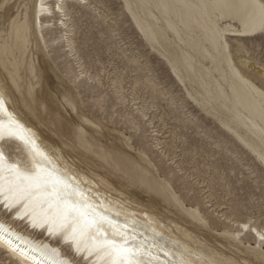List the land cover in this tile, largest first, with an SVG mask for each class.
I'll use <instances>...</instances> for the list:
<instances>
[{"label": "bare ground", "instance_id": "6f19581e", "mask_svg": "<svg viewBox=\"0 0 264 264\" xmlns=\"http://www.w3.org/2000/svg\"><path fill=\"white\" fill-rule=\"evenodd\" d=\"M80 1L54 0L52 6V0H43L47 11H41V0H31V6L25 4L26 13L20 18L11 15V6L2 13L7 0H0V24H3L1 17L11 16L6 26L0 25V97L4 100L0 120L6 125L10 118L18 121L23 134L34 141L33 147L15 137L0 140L6 163L30 167L35 156L42 166L49 167L44 160L46 156L59 175L74 177L79 182L89 202L100 206L97 210L106 209V214H111L119 224L135 226L141 239L146 237L150 242L155 241L158 248L163 249L153 250V255L159 257L156 264L162 261L168 264H180L181 261L184 264H264V241L260 239L264 228L243 221L239 231L217 230L215 233L227 241V244L221 243L224 250L236 252L235 256L205 253L197 248L204 241L186 226L172 218L167 224L155 214L152 201L168 207L162 211L178 215L190 227L198 230L210 227L199 207L183 201L170 179L160 174L145 152L137 151L120 131L113 130L116 136L110 137L111 140L108 138L109 141L103 140L100 124L80 112L70 95H63L58 105L70 107L79 118L75 128L68 130L64 118L58 116L59 110L51 111L45 105L35 89L41 83L42 72L31 58L33 41H36V47L41 43L44 46V24L53 19L54 13L67 17ZM122 1L144 41L164 59L172 76L186 86L189 97L233 129L237 139L264 163V91L240 71L228 40L229 35L248 37L264 29V15L255 7L264 1ZM57 4L60 8L55 7ZM65 19L58 18L55 24L61 21L60 24L65 26ZM235 22L238 26L233 24ZM38 126L47 127L51 143L42 138ZM66 153L71 154L70 157ZM81 163L86 168H81ZM125 187L147 193L152 200L145 204V200L129 198L123 192ZM0 222L31 242L73 255L69 247L57 235L50 234L46 227H32L27 216L18 218L16 209L8 211L0 205ZM245 225L247 229L243 227ZM244 231L252 235L255 244L247 243L239 235ZM0 256L3 261L9 260V264H41L43 259L39 254L22 253L9 246L2 237Z\"/></svg>", "mask_w": 264, "mask_h": 264}, {"label": "rangeland", "instance_id": "374dc122", "mask_svg": "<svg viewBox=\"0 0 264 264\" xmlns=\"http://www.w3.org/2000/svg\"><path fill=\"white\" fill-rule=\"evenodd\" d=\"M28 1L7 0L2 13L11 6V15L22 18L25 4L31 6ZM53 16L43 26L45 45L36 47L33 41L31 52L42 72L35 89L45 105L59 110L70 130L80 120L70 107L58 105L63 95H70L80 112L100 124L103 140H111L114 132L124 133L170 179L187 205L199 207L210 227H190L178 215L162 211L169 208L158 201H152L155 214L167 224L172 218L186 226L204 241L197 248L205 253L235 256L236 252L224 250L221 243L227 241L215 231H239L243 221L264 228L262 160L237 139L233 129L189 97L186 86L144 41L122 0H81L67 17ZM10 17H1V23L6 26ZM58 18H67V25L61 21L56 25ZM228 40L240 71L264 91V29L248 37L229 35ZM43 127L38 126V131L51 143V134ZM123 192L144 203L152 200L132 187ZM239 235L255 244L251 234ZM1 258L0 264H9Z\"/></svg>", "mask_w": 264, "mask_h": 264}, {"label": "snow or ice", "instance_id": "6c2138e0", "mask_svg": "<svg viewBox=\"0 0 264 264\" xmlns=\"http://www.w3.org/2000/svg\"><path fill=\"white\" fill-rule=\"evenodd\" d=\"M55 7L60 8V5ZM255 7L264 15V3ZM40 9L47 11L43 0ZM3 110L4 100L0 97V111ZM5 137H15L34 147V141L23 134L19 122L11 118L7 125L0 120V140ZM6 160L0 149V205L8 211L16 209L18 218L27 216L34 228L46 227L50 234L57 235L69 247L73 255L31 242L0 222V237L9 246L30 256L39 254L43 257L41 264H80V261L83 264H156L159 260L153 250L163 249L158 248L155 241L150 242L146 237L141 239L135 226L119 224L111 214H106V209L97 210L100 206L89 202L79 182L74 177L59 175L46 156L44 160L49 167L42 166L35 156L30 167L9 164ZM243 227L247 229V225ZM260 239L264 241V235Z\"/></svg>", "mask_w": 264, "mask_h": 264}]
</instances>
